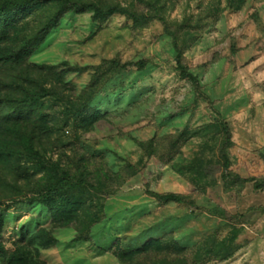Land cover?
I'll return each instance as SVG.
<instances>
[{"label":"rangeland","instance_id":"obj_1","mask_svg":"<svg viewBox=\"0 0 264 264\" xmlns=\"http://www.w3.org/2000/svg\"><path fill=\"white\" fill-rule=\"evenodd\" d=\"M68 1L0 14V264H264V0Z\"/></svg>","mask_w":264,"mask_h":264},{"label":"trees","instance_id":"obj_2","mask_svg":"<svg viewBox=\"0 0 264 264\" xmlns=\"http://www.w3.org/2000/svg\"><path fill=\"white\" fill-rule=\"evenodd\" d=\"M35 1H57V2H61L63 4V7L68 11L93 12L94 14H102L103 13L102 9H100L96 5L71 3L68 0H22V1H5V2H3L2 5L0 6V14L3 13L6 10V8L19 10V9L23 8L26 4L32 3ZM136 1L141 2V0H136ZM112 11L119 13V14L126 15L129 19L134 20V21L145 19L144 17L138 16L135 13H132V12H129L126 10H122L119 8H113ZM176 65H177V70L179 72V75L182 79H187L188 81H190L192 83L197 82L196 77L194 75H192L191 73H189L187 71L186 67H184V65L182 64V55L179 52H178L177 59H176ZM138 66H139V68H143L144 62H140ZM217 124H218L220 131L225 136H228L230 134L229 129L224 122L218 121ZM225 164H227V161H225ZM74 186L75 185L70 184L68 182L65 174H62L55 184L49 186L45 190L43 195H41L40 197H37L35 200L39 203H46V202L54 201L58 198L65 196L69 192H71L74 189ZM155 198L159 201H162V202L176 203V204L184 205L186 207H189L190 209L196 208L195 205L187 203L184 198H182L181 196H179L177 194L156 195Z\"/></svg>","mask_w":264,"mask_h":264}]
</instances>
